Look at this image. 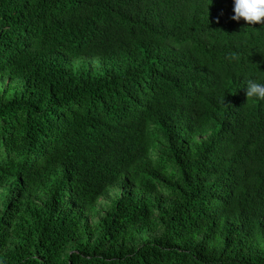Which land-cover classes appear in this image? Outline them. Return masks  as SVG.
<instances>
[{
  "label": "trees",
  "instance_id": "obj_1",
  "mask_svg": "<svg viewBox=\"0 0 264 264\" xmlns=\"http://www.w3.org/2000/svg\"><path fill=\"white\" fill-rule=\"evenodd\" d=\"M232 7L0 0V264H264V25Z\"/></svg>",
  "mask_w": 264,
  "mask_h": 264
},
{
  "label": "clouds",
  "instance_id": "obj_2",
  "mask_svg": "<svg viewBox=\"0 0 264 264\" xmlns=\"http://www.w3.org/2000/svg\"><path fill=\"white\" fill-rule=\"evenodd\" d=\"M232 5L231 19L235 21L243 19L249 25H264V0H232ZM243 88L247 99L264 101V81L247 79Z\"/></svg>",
  "mask_w": 264,
  "mask_h": 264
}]
</instances>
